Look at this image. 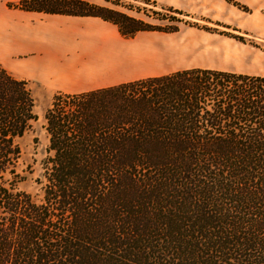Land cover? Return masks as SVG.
I'll return each instance as SVG.
<instances>
[{
    "label": "trees",
    "instance_id": "1",
    "mask_svg": "<svg viewBox=\"0 0 264 264\" xmlns=\"http://www.w3.org/2000/svg\"><path fill=\"white\" fill-rule=\"evenodd\" d=\"M9 7L127 39L178 32L84 0ZM30 85L0 64V264H264V77L191 69L54 95L39 201L17 188Z\"/></svg>",
    "mask_w": 264,
    "mask_h": 264
},
{
    "label": "crops",
    "instance_id": "2",
    "mask_svg": "<svg viewBox=\"0 0 264 264\" xmlns=\"http://www.w3.org/2000/svg\"><path fill=\"white\" fill-rule=\"evenodd\" d=\"M3 1L8 5L24 0ZM142 1L197 22L226 23L231 12L222 0ZM170 35L139 32L127 39L117 26L99 18L1 7L0 64L16 79L54 95L82 94L179 72L168 70V56L194 51L197 43L181 45L176 42L181 39Z\"/></svg>",
    "mask_w": 264,
    "mask_h": 264
},
{
    "label": "rangeland",
    "instance_id": "3",
    "mask_svg": "<svg viewBox=\"0 0 264 264\" xmlns=\"http://www.w3.org/2000/svg\"><path fill=\"white\" fill-rule=\"evenodd\" d=\"M84 1L142 20L151 26L177 28L179 34L158 33L177 36L181 39L176 41L178 44L197 43L195 52L183 50L168 56L170 72L199 68L264 77V0H222L231 10L226 23L218 20L193 21L142 0ZM18 3L8 2L7 5L0 0V8L13 9L9 6ZM30 86L37 100L34 110L37 120L18 141L22 152L18 173L24 177V181L17 184V188L39 201L42 199V191L37 182L46 180L47 162L52 158L44 115L52 105L54 93L37 84Z\"/></svg>",
    "mask_w": 264,
    "mask_h": 264
}]
</instances>
